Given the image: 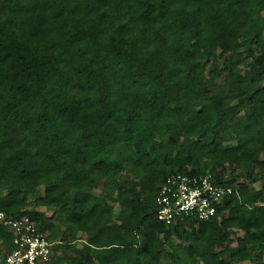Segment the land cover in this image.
<instances>
[{"label": "trees", "instance_id": "1", "mask_svg": "<svg viewBox=\"0 0 264 264\" xmlns=\"http://www.w3.org/2000/svg\"><path fill=\"white\" fill-rule=\"evenodd\" d=\"M208 169L216 214L158 220ZM0 211L48 264H264V0H0Z\"/></svg>", "mask_w": 264, "mask_h": 264}, {"label": "built area", "instance_id": "2", "mask_svg": "<svg viewBox=\"0 0 264 264\" xmlns=\"http://www.w3.org/2000/svg\"><path fill=\"white\" fill-rule=\"evenodd\" d=\"M224 193L225 189L215 186L209 175H173L160 188L157 218L168 224L184 216L207 219ZM0 220L10 227L13 244L0 264H47L54 243L36 220L29 215L12 219L4 212H0Z\"/></svg>", "mask_w": 264, "mask_h": 264}, {"label": "clouds", "instance_id": "3", "mask_svg": "<svg viewBox=\"0 0 264 264\" xmlns=\"http://www.w3.org/2000/svg\"><path fill=\"white\" fill-rule=\"evenodd\" d=\"M180 175L181 174H183V175H188V176H193V175H209L210 176V179H211V181H212V183L215 185V186H218V187H222V186H219L215 181H214V179H213V175H212V172H211V170H207L206 172H201V173H189V172H181V173H179ZM163 184V183H162ZM162 184L160 185V188H161V186H162ZM160 188H159V192H160ZM224 189H225V192H227V193H229V194H233L234 193V188L232 187V186H228V187H223ZM228 189H231L232 191L231 192H229L228 191ZM159 195V194H158ZM224 195V194H223ZM223 195H222V197L216 202V205H215V212L213 213V214H211V216L209 217V218H207V219H200V218H198V217H196V216H184V218H181L178 222H176V223H166V222H164L166 225H170V224H177V223H179V222H182V221H185L186 219L188 220V219H196V218H198V220H202V221H205V220H208V219H210L211 217H213L215 214H216V212H217V206H218V204L221 202V200L223 199ZM157 198H158V196H157ZM156 202H157V199H156ZM157 210H158V204H157ZM0 212H2V211H0ZM156 214H157V212H156ZM25 216V215H24ZM30 216V215H29ZM32 217V216H31ZM156 217H157V215H156ZM9 218V217H8ZM33 218V217H32ZM34 219V218H33ZM158 219V218H157ZM35 220V219H34ZM159 220V219H158ZM1 221V220H0ZM160 221H162V220H160ZM196 222V221H195ZM38 223V222H37ZM39 224V223H38ZM8 226V225H7ZM10 228V227H9ZM11 230V229H10ZM46 231V230H45ZM12 232V231H11ZM48 232V231H47ZM48 236H49V232H48ZM49 238H50V236H49ZM53 247H52V253H53V248H54V245H55V241H53ZM12 250V249H11ZM10 250V251H11ZM10 251H8V252H10ZM7 252V253H8ZM7 253H5V254H7ZM5 254H4V256H5ZM52 255V254H51ZM3 256V257H4ZM3 257H1V258H3ZM50 259H51V257H50ZM50 259H49V261H50ZM49 261L47 262V264L49 263Z\"/></svg>", "mask_w": 264, "mask_h": 264}, {"label": "rangeland", "instance_id": "4", "mask_svg": "<svg viewBox=\"0 0 264 264\" xmlns=\"http://www.w3.org/2000/svg\"><path fill=\"white\" fill-rule=\"evenodd\" d=\"M257 185H259V184H257Z\"/></svg>", "mask_w": 264, "mask_h": 264}]
</instances>
